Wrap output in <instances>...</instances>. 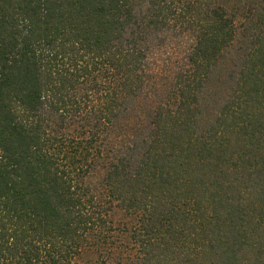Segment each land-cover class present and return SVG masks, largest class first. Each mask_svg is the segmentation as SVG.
Wrapping results in <instances>:
<instances>
[{
    "label": "trees",
    "instance_id": "16d2710c",
    "mask_svg": "<svg viewBox=\"0 0 264 264\" xmlns=\"http://www.w3.org/2000/svg\"><path fill=\"white\" fill-rule=\"evenodd\" d=\"M210 1L180 12L196 36L172 104L151 114L140 148L115 149L104 143L129 128L146 85L141 43L174 2L140 17L137 0H0V264H108L78 261L106 241L101 199L136 219L140 264H264V7L227 99L203 120L236 35ZM100 160L101 198L86 180Z\"/></svg>",
    "mask_w": 264,
    "mask_h": 264
},
{
    "label": "rangeland",
    "instance_id": "374dc122",
    "mask_svg": "<svg viewBox=\"0 0 264 264\" xmlns=\"http://www.w3.org/2000/svg\"><path fill=\"white\" fill-rule=\"evenodd\" d=\"M216 6H222L227 14L235 21L236 35L234 45L225 51L218 62L217 67L210 75V80L200 101L202 118L212 119L220 106L227 99L229 90L238 76L241 65L248 53L250 46L249 37L252 34L251 21L258 11L264 7V0H213ZM141 11H137L140 17L151 14V5L154 0H137ZM174 2L178 11L172 13L166 25L160 26L158 31L148 30L141 46L145 52V79L146 85L141 92L129 104V128L116 127L111 135V140L104 143L109 148H121L133 146L140 148L144 143L147 127L151 114L160 105L172 104L168 97L174 89V78L186 71L187 58L195 44L196 29L193 21L183 19L181 13L187 7L197 13L204 12L206 8L213 7L210 1L205 5V0L200 4L192 3V0H167ZM170 105L169 107H172ZM205 124V122H204ZM72 131V129H70ZM74 131V128H73ZM115 136L118 138L115 139ZM110 143L112 145H110ZM125 144V145H124ZM123 145V146H122ZM101 162V163H100ZM105 161L100 160L96 171L86 178L87 184L93 193L101 198L103 179L105 175ZM103 164V165H101ZM102 212L106 220L103 228L104 242L91 241L81 249L79 262H96L99 259L106 260L108 264H140L137 259V248L134 245L130 231L135 224V218L126 215L117 205L110 200L100 202ZM97 238H95L96 240Z\"/></svg>",
    "mask_w": 264,
    "mask_h": 264
}]
</instances>
